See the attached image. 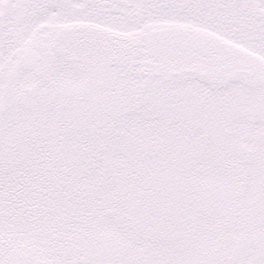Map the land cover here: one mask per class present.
Segmentation results:
<instances>
[{
    "label": "snow or ice",
    "instance_id": "obj_1",
    "mask_svg": "<svg viewBox=\"0 0 264 264\" xmlns=\"http://www.w3.org/2000/svg\"><path fill=\"white\" fill-rule=\"evenodd\" d=\"M0 264H264V0H0Z\"/></svg>",
    "mask_w": 264,
    "mask_h": 264
}]
</instances>
